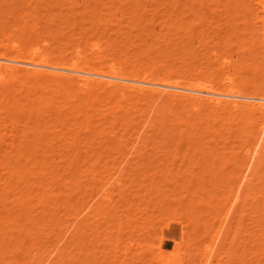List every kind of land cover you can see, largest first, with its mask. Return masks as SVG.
I'll return each mask as SVG.
<instances>
[{"label":"rangeland","instance_id":"rangeland-1","mask_svg":"<svg viewBox=\"0 0 264 264\" xmlns=\"http://www.w3.org/2000/svg\"><path fill=\"white\" fill-rule=\"evenodd\" d=\"M262 20L264 0H0V51L259 89ZM26 82L0 69V264H264V120Z\"/></svg>","mask_w":264,"mask_h":264},{"label":"bare ground","instance_id":"bare-ground-1","mask_svg":"<svg viewBox=\"0 0 264 264\" xmlns=\"http://www.w3.org/2000/svg\"><path fill=\"white\" fill-rule=\"evenodd\" d=\"M219 34H221V32ZM27 39L31 41L32 35H27ZM29 52H31L30 57L25 58L20 54H12L11 52L0 51V69L4 68V71H6L7 74L9 73L12 83L27 80V82L30 81L29 83H32L33 86H37V88L40 89L55 86L60 90H65V88L67 87H75L80 91L79 93L81 95L80 97L78 95L79 93L77 94L79 96V104L84 107H86V105L88 106L89 104L92 105L91 111H95V106L97 105V102L95 101L98 97L113 100L116 97H121L123 99V97H125L127 93L131 95H135L137 93L136 96H138L139 93V97H143V95L151 93V95L157 94L158 98L160 96H168L170 99V97L172 96L173 103L176 102L174 101L175 99L182 100L183 102L184 100L192 99L195 100L196 104L194 105L196 108H198L200 104L203 105L202 103H205L207 107L209 105L214 109L216 108L217 111L219 109H223V111H225L226 109L227 112H229L228 110H230L231 113L232 111H239L241 109V106H243L244 108H242L244 110L245 108L247 109V111L245 110L246 114L249 113V115L256 117L255 120L257 122H259L260 120H264V88L252 89L253 87H251L250 84H244L243 86H240L236 84L229 75L226 74V71L221 74H225V76H221L222 78H220L221 80L219 81V84L217 86L213 84L207 86H193L190 84H180L178 82H168L164 77H161V75L159 76V74H155L154 72L145 71L142 73L139 70L133 72H125V70L116 68L114 66H112L108 72H103L102 70L92 68L89 62H86L84 64L75 63L67 66L63 62L57 61L56 57L45 56L39 52L38 54L34 53L33 51ZM6 86L3 85L2 89L3 87L7 89ZM2 89H0V97L2 95L5 96L3 97V99L6 100L7 103H9V93H7L5 89ZM128 97H130V95ZM14 98L15 96H13V100L15 102ZM134 99L137 98L135 97ZM93 100V103H95L96 105L92 103ZM124 101H127V99ZM79 104H74V107H78ZM99 105L100 104L98 103V107L101 106ZM65 109L67 108H64L62 110ZM124 109L119 108L120 111H123ZM243 109L242 111H244ZM240 112H238V114ZM120 113L118 111L115 114H117V116L123 114ZM240 115L241 113L237 116ZM103 117H105V115ZM88 118L89 117H87V119ZM105 120L104 123H107L108 121ZM117 123L118 118L116 117L112 120L111 124L117 125ZM126 134H124V136ZM259 138L260 137L258 136L256 141ZM220 229L218 230V235L216 234L217 236H215L217 238H219V232H221ZM211 247H213V243L210 248ZM210 251H212V249H210ZM208 257L209 256H207V258Z\"/></svg>","mask_w":264,"mask_h":264}]
</instances>
